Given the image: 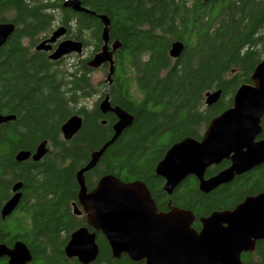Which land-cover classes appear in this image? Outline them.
Listing matches in <instances>:
<instances>
[{
    "label": "trees",
    "instance_id": "obj_1",
    "mask_svg": "<svg viewBox=\"0 0 264 264\" xmlns=\"http://www.w3.org/2000/svg\"><path fill=\"white\" fill-rule=\"evenodd\" d=\"M96 16L64 7L65 0H0V22L15 31L0 49V114L16 120L0 127V244L21 241L33 255L30 264H80L69 259L70 236L88 227L86 216L74 214L80 188L77 173L113 137L117 118L103 115L100 102L106 79L92 81V57L104 46V25L109 21L110 48L115 73L110 103L133 116L134 122L85 174L88 191L104 176L143 182L160 212L172 208L191 211L193 227L202 218L235 209L247 197L264 193V164L237 177L231 184L204 194L198 181H183L171 196L164 180L155 175L166 152L185 138L201 140L209 123L232 107L235 93L251 84L264 59V0H79ZM59 26L67 38L91 47L86 59L53 62L35 47ZM185 49L170 56L174 43ZM111 51L112 48H111ZM107 78L109 66L100 69ZM222 91L217 104L207 107L206 95ZM97 97L94 106L85 104ZM73 115L83 118L81 130L70 141L61 128ZM103 122H106L103 124ZM264 139V118L262 121ZM44 141L48 153L39 162H17L20 151L34 152ZM229 166L210 168L206 177ZM22 183L16 210L1 219V211ZM90 229V228H89ZM93 232L92 229H90ZM99 256L92 264H145L122 255L114 259L106 238L97 233ZM243 264H264V241L255 252L242 256ZM0 264H7L6 260Z\"/></svg>",
    "mask_w": 264,
    "mask_h": 264
},
{
    "label": "water",
    "instance_id": "obj_2",
    "mask_svg": "<svg viewBox=\"0 0 264 264\" xmlns=\"http://www.w3.org/2000/svg\"><path fill=\"white\" fill-rule=\"evenodd\" d=\"M64 7L76 13L96 16L83 8L79 0H65ZM97 17L104 25V46L88 65L93 70L109 66L107 90L99 108L103 115H114L117 122L113 126L111 140L93 153L90 162L77 173L80 192L78 205L74 204V214L78 217L85 214L88 227H81L71 234L65 247L66 256L77 259L80 264L94 263L100 252L97 233H101L108 241L114 259L126 255L132 262L145 264H243V254L255 252L257 243L264 241V193L247 197L233 210L214 212L202 218L201 230L197 231L193 227L195 217L191 211L172 208L170 203L168 212H160L149 189L141 181L126 183L108 175L102 177L92 191H88L85 174L97 166L106 150L134 122L133 116L125 110L111 106L109 93L115 73L113 52L119 46L114 44L111 51L110 21L106 16ZM14 31L13 23L0 22V49ZM66 34L65 26L57 28L35 50L50 52L53 45H58L49 56L53 62L72 54L81 56L83 43L64 39ZM183 51L181 42L174 43L170 56L177 59ZM221 96V90L208 93L206 106L217 104ZM263 118L264 59L256 67L251 84L239 87L232 107L211 120L201 140L185 138L166 152L155 169V175L165 182L164 192L171 196L183 181L193 177L199 183V190L209 194L262 166L264 140L257 139L263 131ZM15 120L14 115L0 114V127ZM82 126L81 116L70 117L61 128L64 140H71ZM47 153V142H43L33 155L27 151L19 152L16 161L32 159L39 162ZM224 161L231 163L229 168L206 178L210 168ZM22 187V183L13 187L15 194L1 211L3 219L11 216L20 204ZM5 258L7 264H30L33 261L31 251L21 241L12 248L0 245V262Z\"/></svg>",
    "mask_w": 264,
    "mask_h": 264
},
{
    "label": "rangeland",
    "instance_id": "obj_3",
    "mask_svg": "<svg viewBox=\"0 0 264 264\" xmlns=\"http://www.w3.org/2000/svg\"><path fill=\"white\" fill-rule=\"evenodd\" d=\"M90 53H91V47H87L84 49V52L81 56L72 57L68 60V62L74 63L78 59H86L90 56ZM91 76H92V81L94 84H98L99 82H102L106 79L105 77L106 75L101 70H95ZM96 100H97V97H92L91 99L86 101L85 104H87L89 107L94 106Z\"/></svg>",
    "mask_w": 264,
    "mask_h": 264
},
{
    "label": "flooded vegetation",
    "instance_id": "obj_4",
    "mask_svg": "<svg viewBox=\"0 0 264 264\" xmlns=\"http://www.w3.org/2000/svg\"><path fill=\"white\" fill-rule=\"evenodd\" d=\"M59 27H61V26H59ZM66 35H67V34H66ZM47 39H48V38H47ZM47 39H45V40H47ZM64 39L67 40V39H68L67 36H66ZM45 40H43V41H45ZM69 40H71V39H69ZM43 41H41V42H43ZM74 41H75V40H74ZM41 42H40V43H41ZM40 43H38L37 46H38ZM176 43H177V42H176ZM181 43H182V42H181ZM83 45H84V44H83ZM183 45H184V49H185V44L183 43ZM37 46H36V47H37ZM57 46H58V45H53V50L50 51V52H46V53H49V56H50L53 52H55V50L57 49ZM36 47H35V48H36ZM91 47H92V45H91ZM111 48H112V46H111ZM84 49H85V47H84ZM92 51H93V50H92V48H91V54L93 53ZM181 55H182V54H181ZM76 56H77V55L72 54V55H68V56H66V57H64V58H67V57H71V58H72V57H76ZM93 57H94V56H93ZM93 57H92V58H93ZM62 59H63V58H62ZM173 59H175V58H173ZM177 59H178V58H177ZM205 105H206V103H205ZM259 138H260V137H259ZM259 138H258L257 140H264V139H259ZM30 160H31V159H30ZM224 162H228V163H229V166H227L226 168L222 169L221 171H223V170L229 168L230 165H231V163H230L229 161H224ZM222 163H223V162H222ZM222 163H221V164H222ZM221 164H220V165H221ZM220 165H219V166H220ZM219 166H214V167H219ZM221 171H219V172H221ZM219 172H218V173H219ZM218 173H217V174H218ZM217 174H215V175H217ZM246 174H247V173H246ZM215 175H213V176H215ZM213 176H211V177H213ZM206 178H210V177H206ZM21 192H22V191H21ZM12 193H13V195H12V197H13L14 194H15V193L13 192V190H12ZM12 197H11V198H12ZM11 198H10V199H11ZM10 199H9V200H10ZM9 200H8V201H9ZM8 201H7V202H8ZM7 202H6V203H7ZM79 208H80V207H79ZM7 218H8V217H7ZM1 219H2L3 221L6 220V218L3 219L2 214H1ZM18 242H19V241H18ZM16 243H17V242H16ZM0 245H5V244H0ZM14 245H15V244H14ZM14 245H13V246H14ZM5 246H7V245H5ZM13 246H12V247H13ZM7 247H8V248H12V247H9V246H7ZM4 260H6V262H8V260H7L6 258H5V259H2L1 262L4 261ZM1 262H0V263H1Z\"/></svg>",
    "mask_w": 264,
    "mask_h": 264
},
{
    "label": "bare ground",
    "instance_id": "obj_5",
    "mask_svg": "<svg viewBox=\"0 0 264 264\" xmlns=\"http://www.w3.org/2000/svg\"><path fill=\"white\" fill-rule=\"evenodd\" d=\"M204 1H205V0H204ZM205 2H206V1H205ZM182 44H183V43H182ZM109 99H110V96H109ZM77 134H78V133H77ZM77 134H76V135H77ZM66 141H67V140H66ZM69 141H70V140H69ZM44 142H47V141H44ZM42 143H43V142H42ZM47 145H48V142H47ZM47 148H48V147H47ZM35 151H36V150H35ZM35 151H34L33 153H32V152H30V153H32V155H33V154L35 153ZM20 152H21V151H20ZM27 152H29V151H27ZM43 158H44V157H43ZM43 158H42V159H43ZM29 160H30V159H29ZM31 160H32V159H31ZM27 161H28V160H27ZM32 161H33V160H32ZM15 185H16V184H15ZM15 185H14V186H15Z\"/></svg>",
    "mask_w": 264,
    "mask_h": 264
}]
</instances>
